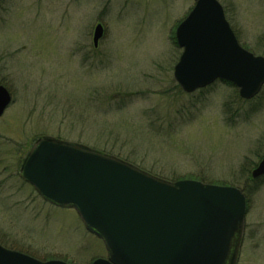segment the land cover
Segmentation results:
<instances>
[{
    "label": "rangeland",
    "instance_id": "1",
    "mask_svg": "<svg viewBox=\"0 0 264 264\" xmlns=\"http://www.w3.org/2000/svg\"><path fill=\"white\" fill-rule=\"evenodd\" d=\"M239 42L264 56V0H219ZM196 0H2L0 244L37 259L107 257L73 208L44 201L20 176L45 135L79 142L171 178H203L247 198L238 264H264V88L252 100L216 81L186 93L174 77L177 25ZM104 26L96 48L95 27ZM250 185V186H249Z\"/></svg>",
    "mask_w": 264,
    "mask_h": 264
},
{
    "label": "water",
    "instance_id": "2",
    "mask_svg": "<svg viewBox=\"0 0 264 264\" xmlns=\"http://www.w3.org/2000/svg\"><path fill=\"white\" fill-rule=\"evenodd\" d=\"M103 34L98 24L95 46ZM176 39L183 52L174 77L185 92L219 79L250 100L264 86V56L241 46L219 0H197L178 25ZM11 103L10 91L0 84V118ZM20 176L47 202L75 209L86 229L103 241L108 256L92 264L238 263L247 212L238 187L170 181L118 156L53 136L34 143ZM251 176H264V156ZM0 264L70 263L43 261L0 244Z\"/></svg>",
    "mask_w": 264,
    "mask_h": 264
},
{
    "label": "trees",
    "instance_id": "3",
    "mask_svg": "<svg viewBox=\"0 0 264 264\" xmlns=\"http://www.w3.org/2000/svg\"><path fill=\"white\" fill-rule=\"evenodd\" d=\"M231 85V84H230ZM152 173V172H151ZM264 178V177H263ZM179 178H171V180H178ZM195 179H198V180H201V181H205L203 178H199V177H197V178H195ZM262 178H260V179H258V180H253L252 178H251V174H250V176H249V180L251 181V182H256V183H258V181L259 180H261ZM250 186V185H249ZM243 190V192L246 194V196H247V198H248V196H249V194H250V192L251 193H253L254 192V188L253 187H251L250 186V189L249 190H246V189H242Z\"/></svg>",
    "mask_w": 264,
    "mask_h": 264
}]
</instances>
